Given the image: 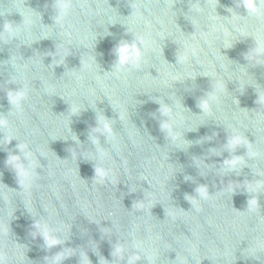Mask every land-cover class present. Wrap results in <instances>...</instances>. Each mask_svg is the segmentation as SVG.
Returning a JSON list of instances; mask_svg holds the SVG:
<instances>
[{
  "label": "water",
  "instance_id": "95a60500",
  "mask_svg": "<svg viewBox=\"0 0 264 264\" xmlns=\"http://www.w3.org/2000/svg\"><path fill=\"white\" fill-rule=\"evenodd\" d=\"M53 2L0 0V264H51L63 249L62 264H127L112 256L116 240L136 264H264V8L71 0L57 24ZM127 26L146 46L139 69L116 75L112 50L134 38ZM22 85L17 110L7 92ZM207 92L217 99L205 114ZM159 103L172 109L175 141ZM96 115L114 128V140L100 137L102 157L88 138ZM228 133L247 141L236 172L223 167ZM19 142L39 163L27 190L5 163ZM95 166L108 171L102 183ZM200 185L210 195L193 207L186 196ZM36 221L65 242L47 249Z\"/></svg>",
  "mask_w": 264,
  "mask_h": 264
},
{
  "label": "clouds",
  "instance_id": "9594fccd",
  "mask_svg": "<svg viewBox=\"0 0 264 264\" xmlns=\"http://www.w3.org/2000/svg\"><path fill=\"white\" fill-rule=\"evenodd\" d=\"M72 6L73 5L71 3V0H54L53 9L55 11V23H61V21H63V19L69 15ZM237 7H243L246 10V13L259 14L261 12V9L264 8V0H259V2L258 0H242V2ZM5 30L11 33L12 26L5 25ZM127 32L132 34V36L134 37L133 40L131 42L127 40H121L112 50L115 56V61L112 67V71L110 72H113L116 75L128 68L139 69L141 67L143 55L141 48L142 46H146V41L143 37L137 36L133 32H131L128 26ZM257 51L264 53V48L257 49ZM9 83L16 84V81L11 79ZM7 97L11 106L19 110L21 108L22 102L27 97L26 86L22 85L15 90H9L7 92ZM216 99L217 96L214 92L205 93V95L198 101V107L202 110V113H210L211 105ZM159 105V116L162 117V119H159V126L161 131L167 134V138L170 141L179 139L178 134L173 131V123L171 122L173 119L171 107L166 103L163 105L159 103ZM69 111L72 112V115H77L80 113L81 109L73 108L69 105ZM118 115L119 119L122 121L124 119V116L122 114ZM8 128L9 121L7 119L0 118V129L7 130ZM101 136L105 138V141L114 140V128L110 119L106 118L104 115H96V125L95 127H92L90 129L88 138L91 144L97 149L98 153L102 157L106 155V151L101 146ZM12 140L17 139L15 137L9 136L7 138L6 144H9ZM77 140L78 139L76 138V140L74 141L77 142ZM246 143L247 141L243 136L235 133H228L227 141L224 147L230 153H232V155L230 158L223 161L224 168L228 169L231 172H236L239 166L244 164L242 156L236 155L235 153L238 148L245 146ZM16 147L18 149V154L11 153L10 155H8L5 163L14 171L20 188L27 190V188L31 186V181L34 178L36 169L39 166L38 159L30 150L27 143L19 142ZM41 155H43V153H41ZM216 155H220V153ZM252 155H254V153ZM107 177V170H105L103 167L95 166V176L93 178L94 181H96L97 183H102ZM195 192V196H186V199L191 203V206L193 207L196 205L198 198L206 200L210 195L207 187L204 185L198 186L195 189ZM252 202L256 204L259 203L258 200H253ZM32 227V232L34 234L33 237H42L44 246L49 250L57 245H62L65 242L61 241V239L54 234V231L52 229L48 228L46 225L42 227V225L38 221L34 222ZM133 247L139 249V244H134ZM63 250L55 253L52 256H46L45 261L51 258V264H62V262L66 258H68V256L64 255ZM69 256H71V253H69ZM112 256L113 258L119 257L121 261H124L126 259L127 264H136V262L141 259L139 255H130L124 243L119 240H116L113 244ZM148 260L151 262L152 257L149 256Z\"/></svg>",
  "mask_w": 264,
  "mask_h": 264
}]
</instances>
